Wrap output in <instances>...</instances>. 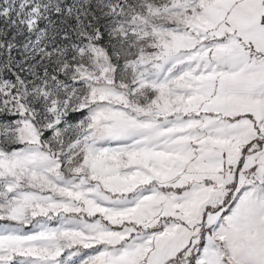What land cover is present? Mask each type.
<instances>
[{
    "label": "snow or ice",
    "instance_id": "snow-or-ice-1",
    "mask_svg": "<svg viewBox=\"0 0 264 264\" xmlns=\"http://www.w3.org/2000/svg\"><path fill=\"white\" fill-rule=\"evenodd\" d=\"M0 264H264V0H0Z\"/></svg>",
    "mask_w": 264,
    "mask_h": 264
}]
</instances>
